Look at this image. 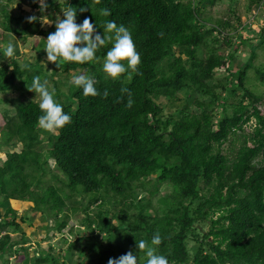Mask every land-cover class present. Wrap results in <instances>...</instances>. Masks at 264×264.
Instances as JSON below:
<instances>
[{
	"label": "trees",
	"instance_id": "trees-1",
	"mask_svg": "<svg viewBox=\"0 0 264 264\" xmlns=\"http://www.w3.org/2000/svg\"><path fill=\"white\" fill-rule=\"evenodd\" d=\"M12 1L0 0V39L28 38L36 58L27 61L31 72L21 71L16 57L0 60V147L22 146L0 158V259L8 264L29 241L21 227L25 219L17 220L11 200L33 202L35 212L54 219L48 229L72 235L77 194L87 202L81 223L90 233L83 235L84 246L78 240L55 252L50 246L31 257L34 264H107L135 253V241H150L156 232L162 236L158 252L169 264H264V101L248 86L250 69L264 82V68L254 64L264 47V26L249 22L264 0H248L243 10V3L233 1L227 17L208 12L216 0H88L77 23L90 17L101 33L105 20L124 24L141 55L138 71L116 80L100 71L110 44L98 50L94 64L57 68L50 62L49 72L39 61L56 17L63 16L61 8H79L82 0H47L51 7L43 13L29 0L37 12L18 15L9 8ZM102 8L111 14L101 16ZM32 15L52 16L53 25L44 30L39 19L27 21ZM240 45H249L251 53L234 68ZM78 68L95 77L99 95L85 97L75 85L65 88L55 79L62 70ZM219 70L226 72L223 79L216 78ZM34 75L53 81L58 101L72 117L55 141L48 139L46 151L38 148L44 140L38 101L28 97L35 93L27 88ZM8 91L20 96L8 99ZM162 97L172 111L165 112ZM7 103L18 104L13 114ZM231 138H241L232 156L222 150ZM50 159L61 174L51 171ZM48 174L63 184L65 177L70 192L50 183ZM163 186L169 195H160ZM141 192L149 194L147 200H140ZM99 201L92 217L90 205ZM20 231L21 239H15Z\"/></svg>",
	"mask_w": 264,
	"mask_h": 264
},
{
	"label": "clouds",
	"instance_id": "clouds-1",
	"mask_svg": "<svg viewBox=\"0 0 264 264\" xmlns=\"http://www.w3.org/2000/svg\"><path fill=\"white\" fill-rule=\"evenodd\" d=\"M33 2L39 3L41 13L48 8L47 0H33ZM87 5H89L88 0H82L79 8L71 5L61 8L62 18L59 15L56 17L55 31L50 32L44 41L42 49L46 52V60L53 62L57 68L64 63L85 64L90 62L94 64L99 59L98 50L110 44L111 46L107 47L102 58L100 71L105 74V79L116 80L124 73H129V78H131V74L138 71V65L141 63V55L136 49L131 30L124 24L117 25L114 20L104 21L102 33L98 30L101 27L96 24V21L94 24L90 17H85L82 22L77 23L78 12L88 11ZM263 5L264 2L254 11L262 9ZM110 14L109 9H100L101 16L108 17ZM38 19L44 24L49 22V17L46 15L27 17L30 23ZM16 51V46L11 42L0 46V60L14 58ZM17 65L21 71H33L31 62L17 60ZM70 83L81 89L85 97L99 95L96 87L97 81L93 75L73 73ZM27 88L36 93L35 98L41 113L37 118L39 128L55 134L59 129L71 123V115L64 111V105L57 99V89L49 86L46 77L34 75ZM132 103L133 100L129 94L127 105L131 107ZM161 243L162 236L156 232L150 241L136 240L135 253L130 250L119 258H109L107 264H169L168 256L158 252V246ZM141 252L143 256L140 255Z\"/></svg>",
	"mask_w": 264,
	"mask_h": 264
},
{
	"label": "rangeland",
	"instance_id": "rangeland-1",
	"mask_svg": "<svg viewBox=\"0 0 264 264\" xmlns=\"http://www.w3.org/2000/svg\"><path fill=\"white\" fill-rule=\"evenodd\" d=\"M4 2H8V0H3ZM235 1V2H241L243 3L241 9H244V4H247L248 0H216V3L213 5H208V12H212L215 16H229V8H233L236 5L234 4L233 6H231L230 4ZM51 6H48L47 9H49ZM9 8L13 11V15H18L20 14L21 11H26V14H34L37 12V9L33 8L30 4H29V0H14L10 3ZM46 9V10H47ZM39 12V10H38ZM55 13V12H54ZM25 14V13H23ZM48 16V15H46ZM49 17V22L47 24H44L43 22H41V28L46 30L48 28H50L53 25V18L52 16H48ZM250 22L254 25H258L262 27L264 26V5L262 9L259 10H255L253 12V14L250 17ZM2 29L0 27V33H1ZM236 31L233 32L234 38H236L235 35ZM251 37H253V35H251ZM8 42L13 43L16 46V49L18 51H16V58L17 60L20 61H34L36 58V53L35 50L33 49V46L35 45L34 42H32L31 40H29L28 38L23 39L22 36H18V38H13L10 37L8 41H6L5 43L0 39V46H3L4 44L6 45ZM255 42V41H254ZM227 50V49H226ZM251 53V47L249 45H240V49L237 53V55L235 56V58L233 59L232 65L234 68H240L243 65V62L246 61L248 59V56ZM39 61L41 63L44 64L45 68L49 71L52 72L53 70V65L50 64V62H48L46 60V56L42 55L41 58L39 59ZM46 63H44V62ZM5 64H9V61L5 62ZM254 64H256L259 67H263L264 68V47L259 48L257 50V58L254 62ZM218 70V69H217ZM73 73H85V69H71V70H62V72L58 75L55 76V79H59L61 82H64V87L66 88L69 84H70V80H71V75ZM226 76V72L224 70H219L217 73L216 78L217 79H223ZM249 83L248 86L252 89L255 90L254 92L258 93V94H262L263 95V101H264V82H261L260 80L256 79V71L254 69H250L249 71ZM49 82V86L53 87V81L52 80H48ZM4 96V95H1ZM0 96V97H1ZM6 98L8 99H16L17 97L20 96V92L18 91H8L5 94ZM36 93H30L28 95V97H32L35 98ZM233 99L235 98H231L230 101H233ZM159 101H161L162 103H164L166 105L165 108V112H170L174 109L173 106H168V102L167 99L162 97L161 99H159ZM2 102H0V108L1 110H3L2 107ZM18 104L17 103H7V105H5L6 107H8V109L10 110V112L13 114L14 113V109L16 108ZM261 108H263V105L260 106ZM255 121L252 119L249 123H248V128L251 130L252 127L254 128ZM41 134V136H43V141L42 143H40V145L38 146V148L40 149H44L46 151L47 147H48V139L52 138L53 141L56 140V134L45 131L43 129H39L38 130ZM241 144V138H231L228 142H226L223 147L222 150L224 153H227L229 155H234L235 151H237V149L239 148ZM21 144H18L15 147H11L9 148H1L0 147V158L4 159L6 156V151L9 149L11 151L13 150H20L21 149ZM233 150V152H232ZM50 164L49 166L51 167V171L59 174L60 172L57 170V168L54 166V160L50 159L49 160ZM1 164V161H0ZM61 174V173H60ZM63 175V174H62ZM64 176V175H63ZM52 175L48 174L47 178L51 179ZM63 180L65 181V184H63V182L59 181V180H55V179H51L50 183H53L55 185H57L58 187H62L64 192H70L69 187L66 185V178L62 177ZM82 189V187H80ZM62 193V192H61ZM90 195H94L93 193L89 192ZM170 194V189L163 186L160 189V195H169ZM73 195V194H72ZM110 196V194H109ZM87 198L85 195L82 194V196H80V198ZM149 197V194H147V192H141L139 195L140 200L145 201L147 200ZM72 198H75L78 206V211L77 214L72 215L70 217V223L69 226H73L74 229V234H70L68 232V230H64L63 232H59L56 229H48V226H54L55 221L53 218H50V220L48 219V217L40 212H35L33 210V202H25V201H17V200H11L10 203L12 205L13 208H15L18 212V221L20 220V217H23L25 220L23 223H21V227L23 229V231L25 232V237H27L29 239L28 242L23 243L26 246V249L24 250H20V254L19 252L16 253V255H12L9 257L8 260V264H34L32 261V256H38L39 253L41 252V250H47L51 247L54 248V252L57 251L58 249H62L65 248L70 241H76L78 240L77 244L79 245V247L84 246V237L83 235H88L90 233L89 230H87V228L85 227V224L81 223V220L84 219L86 217V213L84 211H82V209L87 207V202L86 200H80L77 199L79 198V196L73 195ZM156 198V197H155ZM101 201L99 202H95L92 205H90L89 208V213L92 217H94V214L99 210V204ZM154 203H157L156 200H154ZM104 207H111L113 208L112 204H106ZM121 207V204H116L115 209H119ZM116 222V221H114ZM204 230H208L209 229V225L205 224L204 226ZM81 229V233L78 232V230ZM21 235L22 232H16L13 233V237L15 239H21ZM63 238H67V241H64ZM104 242V241H103ZM28 255V256H26ZM0 264H6L4 263V261H2L0 259Z\"/></svg>",
	"mask_w": 264,
	"mask_h": 264
}]
</instances>
